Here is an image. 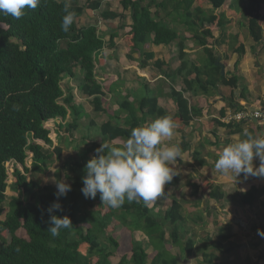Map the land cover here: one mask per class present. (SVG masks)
Returning a JSON list of instances; mask_svg holds the SVG:
<instances>
[{"label":"trees","instance_id":"16d2710c","mask_svg":"<svg viewBox=\"0 0 264 264\" xmlns=\"http://www.w3.org/2000/svg\"><path fill=\"white\" fill-rule=\"evenodd\" d=\"M231 1L242 2L250 37L259 44L264 39V0H122V13L102 10L101 0H87L86 6H73L68 0L76 16L67 33L61 30L65 0H42L37 9H26V14L18 20L0 14V240L5 244L0 251V264H180L167 243L161 213L156 214L154 208L141 201L125 202L121 208L112 209L103 206L99 194L95 199L85 198L81 191L85 172H81L84 166L80 164H77L79 174L71 179V191L59 199L58 189L30 181L29 173L44 174L53 156L36 142L53 143L46 124L66 121L70 114L81 118L82 109L75 97L67 96L62 86L65 77H77L78 68L82 76L81 91L93 99L97 113L111 118L100 126L104 141L115 139V146H122L133 128L167 115L159 106L158 94L149 93L148 87L144 97L132 99L128 95L119 103L120 110L127 115L124 119L120 113L112 115L105 107V97L116 93L120 79L111 76L109 82L100 83L96 69L107 62L101 59V53L114 48L120 37L130 49L129 61L141 71L152 66L164 67V63L156 61L151 48L176 45L181 60L180 74L195 73L201 86L210 83L216 87L225 83L238 87V77L227 81L221 75V68L216 65L217 55L208 47L209 40L215 38L214 33L225 23V16L217 12ZM87 10L100 12L106 22L121 21L109 43L105 42L97 24L77 25V18ZM168 20L182 22L185 33L171 29L166 24ZM188 40L203 48L207 55L204 63L193 66L194 69L185 53ZM63 41H67L66 47L62 46ZM238 52L243 56L244 47L238 48ZM135 55L140 56L139 63ZM170 97L178 110L171 117L180 129L191 120L190 102L175 90ZM250 127L251 133L253 128L260 134L255 123ZM69 128L77 129L79 124L76 122ZM93 147L86 151L85 159L100 146ZM30 153L33 155L31 169L27 166ZM57 154L61 155L62 151L57 149ZM10 163L23 167V171L16 168L14 172L16 194L11 197L7 195ZM177 179L174 177L165 190L175 187ZM193 187L195 192L199 189V186ZM208 188L215 186L206 185L204 190ZM263 193L264 190L252 187L243 193V203L252 207ZM55 202L62 205L63 211L53 214L70 217L73 228L62 229L59 236L53 237L47 232L50 227L47 209ZM84 210H88L85 219ZM183 219L182 206L175 201L162 220L177 226ZM138 233L148 239L149 247L136 238ZM173 241L176 243L177 238ZM122 248H126L123 253ZM149 248L153 249L152 253Z\"/></svg>","mask_w":264,"mask_h":264},{"label":"crops","instance_id":"0c3cea01","mask_svg":"<svg viewBox=\"0 0 264 264\" xmlns=\"http://www.w3.org/2000/svg\"><path fill=\"white\" fill-rule=\"evenodd\" d=\"M218 14L225 16V23L220 31L214 33L215 38L209 40L208 47L215 51L217 59L220 58L225 66V75H222V69L221 75L227 81L233 76L238 77V87L225 83L216 87L210 83L201 86L195 73L180 74L181 60L176 45L151 48L156 61L164 63L162 68L152 66L141 71L139 66L128 63L121 65L117 73H109L105 77L116 76L121 83H126L125 89L117 90L125 95L130 86L138 91L148 87L149 93L158 94L159 106L170 116H175L178 111L170 97L173 90L183 93L190 102V122L180 129L177 127L175 135L164 141L166 144H178L183 150V159H178L175 165L178 175L174 177L178 178V183L165 190L149 206L155 209L156 214L161 213L167 243L172 254L179 257L180 264H264V235L260 234L264 231V193L252 207L243 203V193L252 187L264 190V178H246L242 173L236 179L234 175H221L214 171L223 147L241 140L244 129L251 132V123L243 124L239 129L237 126L240 124H227L224 120L227 114L245 108H264V39L257 44L250 37L241 1H231ZM168 22L179 33H185L182 22ZM121 39H116L114 48L107 49L112 52L119 50L120 56L127 57L130 49ZM109 41L105 37V42ZM186 45L185 53L191 69L200 67L207 57L203 48L192 40H188ZM241 46L244 47L243 56L238 52ZM112 56L109 58L114 59ZM134 57L139 63L140 56ZM98 81L105 83L106 80ZM253 123L259 127L260 133H264L258 123ZM252 133L258 135L253 128ZM94 145L91 144L90 148ZM253 163L259 166L258 159ZM209 184H214L215 188L204 190ZM194 185L199 186L196 192ZM175 201L182 206L184 219L177 226H172L162 219ZM174 238H177L176 243ZM152 252L153 249L149 248V253Z\"/></svg>","mask_w":264,"mask_h":264},{"label":"clouds","instance_id":"9594fccd","mask_svg":"<svg viewBox=\"0 0 264 264\" xmlns=\"http://www.w3.org/2000/svg\"><path fill=\"white\" fill-rule=\"evenodd\" d=\"M42 0H0V14L13 19H21L26 9L35 10ZM65 13L61 21V30L69 32L76 13L70 10L68 0L63 7ZM177 124L170 115L154 119L151 123L135 127L122 146H115L113 139L95 150V155L87 162L82 178L81 189L85 198L95 199L99 194L103 206L112 209L121 208L125 202L150 206L162 193L165 186L178 175L175 165L183 159V150L178 144H166L164 141L175 135ZM242 139L223 147L214 171L221 175H234L237 179L242 173L247 177L264 178V133L255 135L244 129ZM258 159L259 166L254 165ZM57 199L67 196L71 185L65 180H56ZM63 211L59 202L48 209L50 225L47 232L53 237L59 236L62 229H72L70 217L54 215ZM264 235V231H260Z\"/></svg>","mask_w":264,"mask_h":264},{"label":"rangeland","instance_id":"374dc122","mask_svg":"<svg viewBox=\"0 0 264 264\" xmlns=\"http://www.w3.org/2000/svg\"><path fill=\"white\" fill-rule=\"evenodd\" d=\"M86 1L87 0H71V4L73 6H86ZM101 1H103L102 10L111 9L112 11H116L117 13L123 12L121 7L122 0H101ZM76 23L79 27L88 24H97L100 29L101 35L103 37H106L107 41H109L112 32L117 31L119 29V26L121 25V21L118 20L110 21V22L103 21L101 19L100 12H94L90 10H87L82 17H78ZM166 24L171 29H173V27L170 26V24L168 23ZM128 30L129 29H127V31ZM123 33H124L123 31L120 32L121 35ZM120 38H118L117 40L120 41ZM66 45H67V41H63L62 46L66 47ZM125 46L127 47L126 44ZM108 49L104 53L102 52L100 56L101 59L104 58L107 60V62L105 60L106 63L104 65L102 66L99 65L97 67L98 79L101 81L103 79L106 80L104 82L107 81L109 82L110 80L108 78L106 79L105 76L108 75L109 73L111 74L117 73L119 71L118 68L121 65L126 66L128 65V63L130 65H133L129 61L128 57H126L125 55L123 57L120 56L119 50L118 51L114 50L115 52L114 51L112 52L111 50ZM111 56L115 57L116 59L109 58ZM118 57L119 59H117ZM76 71H77V77L75 78L65 77L62 81V86L67 96L72 94L75 97L76 103L82 109V115L81 118H76L74 114H70V116L66 121L56 120V121L48 122L46 124V127L51 131V139L53 141L51 145H47L42 141H36L37 143L39 142L40 145H42L45 148L46 152L52 153L53 155L52 158L50 159L48 169L44 174H34L33 172L29 173L30 181L39 184L41 187L52 186L57 189L55 183L56 180H65L66 183L71 185L72 177H75L77 174H79L77 173V171L80 168L77 166V164H80V166L82 167L84 166V168H82L81 171L83 173L87 162L95 155V152L92 153L93 151H91V153L88 154L89 159H85L84 156L86 155V151L90 149V145L95 144L101 146L104 143L103 142L104 139L100 136L99 128L104 122L110 120L111 118L107 114L97 113L95 111L93 99L86 97L80 89V86L82 84V76L80 69L78 68ZM110 86L112 85L110 84ZM125 87H126V83L122 82L121 84L120 82V84L115 87L116 93H110L104 99L105 107L109 109V112L112 115L120 113L119 115L122 116V119L125 118L127 115L126 113L120 110L118 103L123 102V99L126 98L128 95H130L132 99H134V98L144 97L147 93L145 88L138 91L135 90V87H131V86L128 87V91L126 95L124 94V92L122 93L117 92V90L125 89ZM106 90L108 91L109 88H106ZM90 113H92V115ZM76 122L79 124V128L77 129L69 128L70 125L73 126V124H75ZM90 126L92 127L90 128ZM57 149H60L62 151L61 155L57 154ZM32 163H33V155L30 153L29 158L27 160V166L30 169L32 168ZM7 166L9 173V180H8L9 189L7 195L11 197L16 194L13 191L14 183L16 181L13 176L14 172L16 171V168L23 171V167L12 163L8 164ZM88 210L91 211L90 207L88 208ZM87 211L84 210L82 215L83 219L86 218ZM136 238L138 240L143 241L147 245V247H149L147 239L144 236L138 233L136 234ZM104 245L107 246L108 244L105 243ZM4 247H5L4 242L0 240V251ZM125 251L126 248L124 249L122 248L121 253ZM117 260H118L117 258H114V261Z\"/></svg>","mask_w":264,"mask_h":264},{"label":"built area","instance_id":"2783aa9c","mask_svg":"<svg viewBox=\"0 0 264 264\" xmlns=\"http://www.w3.org/2000/svg\"><path fill=\"white\" fill-rule=\"evenodd\" d=\"M224 120L229 125L256 122L264 131V108H245L239 111L229 112Z\"/></svg>","mask_w":264,"mask_h":264},{"label":"water","instance_id":"95a60500","mask_svg":"<svg viewBox=\"0 0 264 264\" xmlns=\"http://www.w3.org/2000/svg\"><path fill=\"white\" fill-rule=\"evenodd\" d=\"M216 65L219 66L222 69V75H225V66L221 63V59L218 58L216 61Z\"/></svg>","mask_w":264,"mask_h":264}]
</instances>
